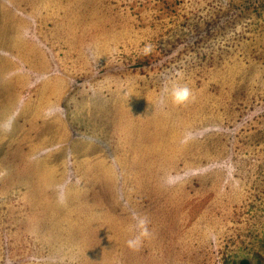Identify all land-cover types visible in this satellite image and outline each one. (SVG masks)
<instances>
[{
	"label": "rangeland",
	"instance_id": "obj_1",
	"mask_svg": "<svg viewBox=\"0 0 264 264\" xmlns=\"http://www.w3.org/2000/svg\"><path fill=\"white\" fill-rule=\"evenodd\" d=\"M242 260L264 264V0H0V264Z\"/></svg>",
	"mask_w": 264,
	"mask_h": 264
},
{
	"label": "clouds",
	"instance_id": "obj_2",
	"mask_svg": "<svg viewBox=\"0 0 264 264\" xmlns=\"http://www.w3.org/2000/svg\"><path fill=\"white\" fill-rule=\"evenodd\" d=\"M151 51V46H146L145 54ZM164 95L171 100L172 103L177 105H183L194 99L192 90L187 85H182L178 82H165L163 88ZM163 102V101H162ZM215 169H221L226 173L227 179H233V174L236 169L231 161V158H225L223 161L212 163L206 166L202 171H212ZM168 185H172L177 182V177L169 176L165 181ZM60 201L64 202L63 186L60 187ZM134 220L133 229L137 233L135 236L126 241L129 248L135 249L139 247L142 238L146 237L148 233L147 221L145 218L140 217L137 214H133Z\"/></svg>",
	"mask_w": 264,
	"mask_h": 264
},
{
	"label": "trees",
	"instance_id": "obj_3",
	"mask_svg": "<svg viewBox=\"0 0 264 264\" xmlns=\"http://www.w3.org/2000/svg\"><path fill=\"white\" fill-rule=\"evenodd\" d=\"M240 264H250L247 260H242Z\"/></svg>",
	"mask_w": 264,
	"mask_h": 264
}]
</instances>
